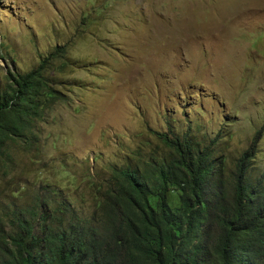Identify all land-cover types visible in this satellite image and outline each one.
<instances>
[{"label": "rangeland", "instance_id": "obj_1", "mask_svg": "<svg viewBox=\"0 0 264 264\" xmlns=\"http://www.w3.org/2000/svg\"><path fill=\"white\" fill-rule=\"evenodd\" d=\"M45 60L46 163L17 146L5 208L42 188L88 216L111 165L166 154L155 132L211 144L225 173L260 133L264 168V0H0V90Z\"/></svg>", "mask_w": 264, "mask_h": 264}, {"label": "trees", "instance_id": "obj_2", "mask_svg": "<svg viewBox=\"0 0 264 264\" xmlns=\"http://www.w3.org/2000/svg\"><path fill=\"white\" fill-rule=\"evenodd\" d=\"M47 64L9 73L0 90L4 177L17 146L46 163L36 142L57 94ZM155 135L166 154L111 165L104 180L88 184V216L63 200L48 210L42 188L25 206L0 204V264H264V168L253 165L260 133L229 173L211 144Z\"/></svg>", "mask_w": 264, "mask_h": 264}]
</instances>
